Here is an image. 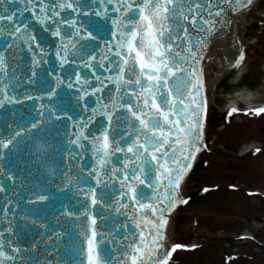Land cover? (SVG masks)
<instances>
[{"label": "snow or ice", "instance_id": "obj_1", "mask_svg": "<svg viewBox=\"0 0 264 264\" xmlns=\"http://www.w3.org/2000/svg\"><path fill=\"white\" fill-rule=\"evenodd\" d=\"M253 5L0 0V108L33 102L30 118L6 122L0 136V264H40L34 254L41 249L44 264H69L57 256L67 235L56 230L66 228L61 218L79 222L71 264H170L184 246L166 249L169 218L189 204L182 186L207 149L198 66L211 38ZM245 60L241 46L227 69L242 71ZM239 111L231 106L226 114ZM247 112L264 114V106ZM53 122L67 129L53 149L59 164L49 163L52 145L41 137ZM10 153L28 156L32 170L10 165ZM67 189L82 195L79 207L62 203L51 217L41 214ZM17 218L35 229L26 246Z\"/></svg>", "mask_w": 264, "mask_h": 264}, {"label": "rangeland", "instance_id": "obj_2", "mask_svg": "<svg viewBox=\"0 0 264 264\" xmlns=\"http://www.w3.org/2000/svg\"><path fill=\"white\" fill-rule=\"evenodd\" d=\"M243 20L244 76L232 70L213 86V59L205 66L207 149L182 188L189 204L176 210L169 225L172 244L184 246L170 264H264V114H246L249 104L231 102L242 92L251 93L256 105L264 102V0ZM231 105L240 111L229 116Z\"/></svg>", "mask_w": 264, "mask_h": 264}, {"label": "water", "instance_id": "obj_3", "mask_svg": "<svg viewBox=\"0 0 264 264\" xmlns=\"http://www.w3.org/2000/svg\"><path fill=\"white\" fill-rule=\"evenodd\" d=\"M233 18L234 16L230 17L231 20ZM243 21L244 20L240 16L236 18V22H241L242 24ZM230 32H231V25L224 27L221 31L217 32L211 38V40L207 44V47L204 49V53H203L204 58L206 54L210 51L209 54L211 55V58L209 59V62L211 61V59H215L216 64L218 66V69H217L218 73L221 72V69H224V70L227 69L228 62L232 60L233 56H235L234 54L235 49H238V47L240 46V43L238 42H237L236 47L233 46V43L230 44V42L232 41L231 39L227 38L230 35ZM225 38H227L228 40ZM236 38L237 37L235 36V39ZM222 41L225 42L223 43V46L222 45L219 46V49H222V50L215 51L216 47L213 48L214 47L213 45H218V43ZM202 62H201V65L198 67H202ZM45 67H48V65H45ZM19 91H23V89H19ZM66 99L69 105H71L72 103L71 96L69 95L68 97H66ZM94 99L95 98H92V100ZM32 104H33L32 101H25L24 104L22 105H6L5 108H0V136L7 135L6 122H13V121L19 122L22 118L23 119L30 118L29 108L32 106ZM13 113H15V116H13ZM66 130L67 129H66L65 122H53L51 125H48L45 128V131L43 133H41V137L43 138V140H45L48 144L52 145V148H50L48 152V160L50 164L52 163L59 164L61 162L59 151H54L53 149L57 148L58 144L61 142V138L57 135V133L58 132L64 133ZM29 147H31V142H29ZM8 162L10 163V165H16L20 168H25L28 171L32 170L30 158L26 156L24 153H17L15 155L10 153L8 155ZM25 175H27V172L25 173ZM29 178L38 179V177H35V176L29 177ZM3 182H4L3 177H0V183H3ZM56 196L57 198L55 201L50 202L48 206L43 207L40 210L41 214L51 217L53 214V211L56 208H59L62 203L72 205L74 206V208L79 207V205L77 204V201L83 198L82 195L74 196L73 190H70V189H67L62 193L58 192ZM2 204H3V199L2 197H0V205ZM97 211H100V209L97 208ZM61 222L63 224H66V228H61L58 226L56 230L65 231L67 235L65 236V238L62 240L60 244V252L57 254V256L61 261H68L69 264H71V261L75 259V255L73 251L74 245L79 243V241L77 240V236L80 231V229L77 228V223L79 222L74 221L71 218L67 220H64V218H61ZM50 223H54V221H51ZM16 231L20 237L21 243L26 246L33 238L35 229L31 225L25 226L24 222L20 221L17 218ZM165 247L166 249L169 250L167 243ZM46 255L47 254L43 251V249H41L39 252L34 254V259L39 260L40 264H44ZM54 264H55V261H54Z\"/></svg>", "mask_w": 264, "mask_h": 264}, {"label": "bare ground", "instance_id": "obj_4", "mask_svg": "<svg viewBox=\"0 0 264 264\" xmlns=\"http://www.w3.org/2000/svg\"><path fill=\"white\" fill-rule=\"evenodd\" d=\"M242 19H243V15L240 16ZM244 25H245V22L243 21V23L241 24V22H236V25H235V30L238 31L240 30V32H243L244 30ZM239 32V34L241 35V33ZM213 63L215 64V74L218 75V72H217V69H218V66L216 64V61L215 59H213ZM228 69L224 70V73L227 71ZM244 73V67H242V71H237L235 70V74L237 76V78H240ZM212 83L214 80V78L211 79ZM252 98H253V95L249 92H242V93H239L237 94L236 96L232 97V100L231 102L234 103V102H237L238 100L240 101H244L246 102L247 104H253L252 103Z\"/></svg>", "mask_w": 264, "mask_h": 264}]
</instances>
